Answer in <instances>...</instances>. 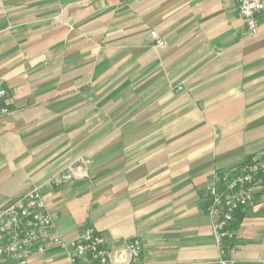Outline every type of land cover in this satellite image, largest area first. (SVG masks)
Listing matches in <instances>:
<instances>
[{
	"label": "crops",
	"instance_id": "crops-1",
	"mask_svg": "<svg viewBox=\"0 0 264 264\" xmlns=\"http://www.w3.org/2000/svg\"><path fill=\"white\" fill-rule=\"evenodd\" d=\"M255 34L235 0H0V212L38 188L67 246L91 227L112 258L220 264L206 187L264 153V11ZM234 232L264 264V196Z\"/></svg>",
	"mask_w": 264,
	"mask_h": 264
},
{
	"label": "built area",
	"instance_id": "built-area-1",
	"mask_svg": "<svg viewBox=\"0 0 264 264\" xmlns=\"http://www.w3.org/2000/svg\"><path fill=\"white\" fill-rule=\"evenodd\" d=\"M250 35L264 11V0H235ZM150 36L158 47L162 40L154 32ZM7 91L0 87V120L6 114ZM207 216L220 256V264H235L234 220L239 212L251 209L264 196V153L226 174H216L206 187ZM63 247L68 264H137L138 241L120 244L112 258L110 244L91 227L83 229L75 243L67 246L58 235L38 188L12 201L0 212V261L26 264L35 253L49 246Z\"/></svg>",
	"mask_w": 264,
	"mask_h": 264
}]
</instances>
